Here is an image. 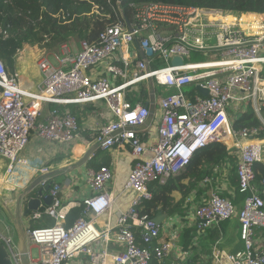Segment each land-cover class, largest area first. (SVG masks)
Here are the masks:
<instances>
[{
	"label": "built area",
	"instance_id": "2783aa9c",
	"mask_svg": "<svg viewBox=\"0 0 264 264\" xmlns=\"http://www.w3.org/2000/svg\"><path fill=\"white\" fill-rule=\"evenodd\" d=\"M107 3L116 20L96 44L81 42L76 49L65 43L53 54L54 62L46 56L38 59L37 92H28L20 75L0 60V172L5 168L0 176V206L8 203L13 191L22 192L36 182L42 190L50 186L46 196L52 198L49 207L39 212L41 205L31 215L33 220L45 215L54 223L27 229L30 264H188L192 253L178 243L182 219L166 216L158 225L141 210L152 199L153 184L165 185L184 172L196 151L212 143L225 145L237 159V190L245 199L239 208L219 194L220 187L201 195L198 202L190 196V225L203 234L237 218L243 249L221 250L217 243L213 264H264V178L259 179L255 167L264 165V12L237 14L148 3L131 5L132 15L127 18L122 0ZM94 13L113 19L97 5ZM195 53L204 55V61L186 63ZM176 57L184 59L183 66L172 65ZM99 68L100 77L89 74ZM140 86L154 90L160 108L158 117L154 114L160 121L149 145L136 128L147 122L150 100L130 101ZM188 87H193L190 94ZM48 104L106 108L108 121L92 142L103 151L120 142L130 150L134 166L120 193L109 191L114 172L102 166L84 175L91 195L80 203H64L59 198L63 186L51 182L52 168L21 156L34 136L57 145H70L79 137L78 119L70 113L55 110L40 120ZM249 107L260 126L234 129V119ZM217 171L203 184L218 181ZM127 194L133 197L127 208H121ZM75 208H83V214L68 227V215ZM3 230L0 245L13 264H21L12 227L5 223ZM33 249L38 250L37 259Z\"/></svg>",
	"mask_w": 264,
	"mask_h": 264
},
{
	"label": "trees",
	"instance_id": "16d2710c",
	"mask_svg": "<svg viewBox=\"0 0 264 264\" xmlns=\"http://www.w3.org/2000/svg\"><path fill=\"white\" fill-rule=\"evenodd\" d=\"M108 0H0V60L10 72L14 71L16 55L25 46H42L55 51L60 45L69 43L73 37L90 45L96 44L99 35L116 18ZM164 3L192 8H217L237 14L243 12H264V0H122V9L127 18L132 15L131 5ZM94 5L103 8L112 20H106L93 13ZM193 59L204 61V55L195 53ZM2 89L0 88V93ZM190 94L192 89L187 90ZM149 93L140 86L131 94L130 101L146 104ZM54 107H57L53 104ZM59 109V108H55ZM76 117V116H75ZM77 118V117H76ZM78 119V118H77ZM80 120H78L79 122ZM260 126V121L253 110L234 119V129ZM105 165V164H103ZM102 167V166H101ZM227 167V168H226ZM259 179L264 178V165L255 166ZM218 170L217 180L223 179L232 190L234 198L227 192L219 194L233 201L239 208L245 199L237 190V159L230 155L227 147L221 143H212L199 149L194 154L185 171L172 177L165 185L151 186L152 199L144 203L142 215L155 219L160 213L167 217L186 218L191 210L187 199L195 195L198 202L203 194L217 189L221 182L211 184L203 182L211 178ZM83 208L72 209L68 215V227L72 226L83 214ZM34 221V220H32ZM240 226L238 219L225 221L214 229H207L201 234L194 226L184 227L180 234V246L194 254L192 264H213L211 248L223 236L232 247L236 244V233ZM202 255L210 257L208 261ZM157 264V261L154 262Z\"/></svg>",
	"mask_w": 264,
	"mask_h": 264
},
{
	"label": "crops",
	"instance_id": "0c3cea01",
	"mask_svg": "<svg viewBox=\"0 0 264 264\" xmlns=\"http://www.w3.org/2000/svg\"><path fill=\"white\" fill-rule=\"evenodd\" d=\"M82 41L77 39H72L69 44L73 48H80V43ZM38 46H35L34 49L32 46H26L22 50V53L20 56L16 58L15 62V68L14 71H16L20 77L22 82L24 83L25 89L28 92H37L38 87L41 83V74L39 71V68L37 66V61L40 57L46 56V57H53V54L55 53L52 51H40L37 49ZM36 50V52H41L39 55L36 63L37 67V73L35 74L33 72V67L31 66V58L30 54L31 52ZM49 57V58H50ZM102 68L95 69L94 71H91L89 74L93 77L101 75ZM37 75V76H36ZM36 76V77H35ZM98 78V77H96ZM147 88V86H146ZM172 90H167L168 93H170ZM150 93V92H148ZM164 94H167L164 92ZM150 100V94L149 99ZM57 107H54L53 104H48L44 107L43 111V117L40 120H45L47 117L51 115V113L55 110L60 111V113H70L73 116H76L79 121V137L70 145H57V144H51L46 143L35 136L32 137L28 147L22 152L21 156L24 158H27L31 162L37 163V164H47L52 168V174L50 175L51 182L52 183H59L63 186V191L60 193L59 198L64 203H80L85 197L91 195L90 189L87 186L86 179L84 177L85 173L88 169H94L97 170L101 166H107L112 168L114 172L115 179L112 182V184L109 186V191L114 193H120L123 189L124 184L126 183L129 174L134 166V162L132 161V157L130 154V150L126 146L125 143L120 142L118 143L113 150L111 151H103L100 149H97L94 147L93 144V138L95 134L98 132L100 127L108 121V114L106 108L102 104H67V105H57L54 104ZM59 108V109H55ZM159 105L156 104V115L158 117L159 112ZM153 118V121L151 125L145 129L144 131L140 132V136L144 143L149 145L151 141V134L155 131L160 119ZM151 136V137H150ZM105 164V165H103ZM5 168L0 172V176L4 174ZM221 184L219 187L221 188V191H224L227 189V194L231 195L234 194L232 192V189L227 186L226 182L229 183V180L224 182L223 179H220L218 181ZM41 190L38 188V186L34 189L33 194L36 196L38 194V191ZM20 194V192L13 191L10 195V199L7 204L4 206H0V230H3L4 224H9L12 229V223L10 220V215L8 212V209L11 212H15L16 209V203H17V197ZM48 193L45 194V196ZM232 196V195H231ZM131 196H126L124 199L121 200L120 205L121 208H127L130 204V201L132 199ZM234 198V196H232ZM7 201V200H6ZM43 209H41L39 212H42L44 208H47V206L42 204ZM119 207V205H118ZM6 214L8 216V220H5L3 215ZM191 213H188V216L186 218H182V228L178 226V233L179 237L181 234V231H183V228L185 227H192L190 225L191 221ZM37 225H33L27 222V219L24 220V223L26 225V228H43V227H49L53 225V220L49 219L45 215H38V217L34 220ZM239 225V222H238ZM194 227V226H193ZM164 230H166V227L164 226ZM14 231V229H13ZM15 233V232H14ZM167 234L168 232L165 231ZM177 233V235H178ZM166 234L163 233V237H166ZM237 240L234 247L230 245V243L225 239L223 236H221V239L216 241V243L212 246L211 251L213 248L219 243L218 248L221 250L228 249L231 252H237L243 249V245L240 241L239 237V229L236 233ZM180 242V239L178 238V243ZM192 258H194V254H192ZM201 259L203 261H208L210 257L206 255H202ZM211 260H212V253H211ZM188 264H192L191 260Z\"/></svg>",
	"mask_w": 264,
	"mask_h": 264
},
{
	"label": "water",
	"instance_id": "95a60500",
	"mask_svg": "<svg viewBox=\"0 0 264 264\" xmlns=\"http://www.w3.org/2000/svg\"><path fill=\"white\" fill-rule=\"evenodd\" d=\"M152 52L148 51V56H151ZM142 59H146L144 54L141 55ZM173 66H183L184 59L181 57H176L172 60ZM199 89V88H198ZM200 92L207 96L208 93L206 90L199 89ZM150 110V116L144 126L136 128L138 132H142L147 129L154 118V114L156 111V98L154 90L150 91V103L147 105ZM117 135V134H115ZM38 182L34 183L28 189L22 191L17 197L16 209L15 212H11L8 209L10 220L16 234V245L17 250L20 255L21 264H30L29 260V247H28V239H27V228L24 223V220L28 217H31L32 213L38 212L40 206L43 204L49 207L52 203V198L50 196H46L45 194L49 192L50 186H47L45 189H41L38 191V194L34 196V189L37 187ZM166 216L163 214H159L155 221L158 225H162ZM0 264H13L11 257L8 255L6 249L0 245Z\"/></svg>",
	"mask_w": 264,
	"mask_h": 264
},
{
	"label": "rangeland",
	"instance_id": "374dc122",
	"mask_svg": "<svg viewBox=\"0 0 264 264\" xmlns=\"http://www.w3.org/2000/svg\"><path fill=\"white\" fill-rule=\"evenodd\" d=\"M74 39H77V37H73ZM72 38V39H73ZM33 47V49H34V47L35 46H32ZM38 50H40V51H49L50 49H46V48H44V47H42V46H38V48H37ZM57 50V49H56ZM55 50V51H56ZM52 51V50H51ZM54 51V52H55ZM32 54H30L31 56H30V58H31V66L33 67L34 65L36 66V61H37V59H38V57H39V55L41 54V52H36V50H34V51H32L31 52ZM194 55V54H193ZM50 57V56H49ZM37 58V59H36ZM50 60L52 61V62H54V59L52 58V57H50ZM190 61H192V62H196L197 60L196 59H193V56H192V59L191 60H186V63H189ZM159 66H163V64L161 63V64H159ZM37 67H33V72L36 74L37 73ZM37 76V75H36ZM35 76V77H36ZM189 89H193V87H188V88H186V90H189ZM158 90H160V89H158ZM170 93H174V91L172 90ZM251 109V108H250ZM252 110V109H251ZM132 194H127V196H131ZM3 217L5 218V220H8V216L6 215V214H4L3 215ZM29 221V223L30 224H32V226L33 225H37V223H35V221H32V217H28L27 218V222ZM32 256H33V258L34 259H37L38 258V250L37 249H33L32 250Z\"/></svg>",
	"mask_w": 264,
	"mask_h": 264
},
{
	"label": "clouds",
	"instance_id": "9594fccd",
	"mask_svg": "<svg viewBox=\"0 0 264 264\" xmlns=\"http://www.w3.org/2000/svg\"><path fill=\"white\" fill-rule=\"evenodd\" d=\"M27 46H28V45H27ZM25 47H26V46H25ZM22 51H23V50H21V51L18 52V54L16 55V58H17L18 56L21 55ZM20 52H21V53H20ZM27 189H28V188H27ZM25 190H26V189H25ZM20 193H21V192H20ZM34 196H35V195H34ZM34 213H36V212H34ZM32 220H33V219H32ZM15 235H16V234H15Z\"/></svg>",
	"mask_w": 264,
	"mask_h": 264
}]
</instances>
